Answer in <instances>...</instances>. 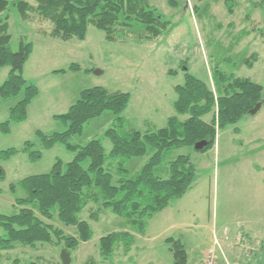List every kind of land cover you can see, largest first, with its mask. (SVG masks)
I'll return each instance as SVG.
<instances>
[{"label": "rangeland", "instance_id": "374dc122", "mask_svg": "<svg viewBox=\"0 0 264 264\" xmlns=\"http://www.w3.org/2000/svg\"><path fill=\"white\" fill-rule=\"evenodd\" d=\"M174 1L175 6L169 0H149L172 23L169 33L150 41H141L130 34L126 40L116 42L108 41L105 32L94 25L89 26L85 40L62 41L40 34L38 28L44 23L25 21L18 8L10 4L2 14L9 22L10 47L19 50L22 38L33 45L24 76L38 86L39 94L29 106L26 121L12 123L9 133L0 131V151L21 150L25 142L31 141L42 150L43 157L32 161L21 150L9 160L0 161L6 172L5 179L0 178L3 214H12L15 199L25 196L21 187L13 192L12 183L50 172L57 160L68 163L73 159L75 153L63 144L43 149L36 132L50 135L67 130L69 124L54 116L66 113L85 89L103 86L111 91L129 92L131 100L122 114L125 125L147 132L166 126L170 117L178 115L174 108L175 86L184 84L186 71L212 88L216 67L251 78L264 87L262 0H229L232 4L228 0ZM34 18H38L37 14ZM44 26L50 29L52 23L46 22ZM134 31L143 32L137 25ZM239 36L242 42L234 48L233 42ZM253 53H257L258 61L248 66L245 58ZM74 63L79 69H70ZM10 69L0 67V86ZM19 100L20 96H13L2 101L0 123L9 118L10 108ZM204 119L210 121L211 116ZM115 122L116 115L111 110L104 111L86 123L83 132L72 137V142L84 145L98 138L110 151L112 143L106 132ZM178 154L190 155L196 166L197 176L190 190L156 214L145 233H136V243L129 254L125 255L118 247L110 261L100 263L173 264V253L166 240L174 237L186 243L189 264H204L205 254L213 246L219 254L216 241L234 245L241 264H264V102L256 114H247L240 122L218 130L212 149L202 151L187 146L177 150ZM147 158L130 159L127 163L130 174L136 173ZM100 206L90 203L81 213L82 219L92 226L93 238L71 253V264H84L91 257L101 261V237L131 230L127 220L111 209L103 208L99 220H92L91 212ZM52 223L69 234L75 233L74 227H66L57 220ZM4 234L0 226V236ZM62 251L58 244L38 243L36 248L17 245L3 252L0 264H30L35 260L40 264H64Z\"/></svg>", "mask_w": 264, "mask_h": 264}, {"label": "trees", "instance_id": "16d2710c", "mask_svg": "<svg viewBox=\"0 0 264 264\" xmlns=\"http://www.w3.org/2000/svg\"><path fill=\"white\" fill-rule=\"evenodd\" d=\"M169 2L177 5L174 0ZM228 3L232 4L229 0ZM10 4L18 8L25 21L38 20L44 25L51 22L50 29L41 25L38 32L62 41L85 40L90 25L103 30L111 42L126 40L130 34L141 41L156 40L172 29V23L164 19L149 0H33V3L0 0V67H11L0 86V105L6 98L20 96L10 108L9 118L0 123V131L4 133L11 131L12 123L28 119L29 106L39 94L38 86L24 76L33 45L22 38L19 50L13 51L10 47L9 22L2 18ZM136 25L143 32L136 33ZM241 38L234 40V48L242 42ZM257 61V53L245 58L248 66ZM70 69L77 70L79 65L74 63ZM213 79L214 88L186 71L184 84L175 86L174 108L178 115L170 117L166 126L147 132L125 125L122 114L131 100L129 92L111 91L103 86L83 90L66 113L54 116L69 124L67 130L50 135L40 130L36 132L43 149H52L60 143L75 153L73 159L68 163L57 160L50 172L12 183L10 189L13 192L21 187L25 193L24 197L15 199L12 214H3L0 205V226L5 230L0 236V261L3 252H9L17 245L36 248L38 243L58 244L71 254L82 242L93 238L90 222L81 217L90 203L101 205L91 212L92 220H99L103 208L111 209L127 220L131 230L101 237V261L91 257L84 264L110 261L118 247L125 255L129 254L136 243V233H145L149 221L169 207L173 200L182 198L196 180V166L191 156L176 155V151L187 146L195 147L202 140L208 141L202 151L212 149L218 130L240 122L257 103L264 101V87L251 78L216 67ZM107 110L116 115L115 126L106 132L112 143L110 151L98 138L84 145L72 142V137L81 134L86 123ZM207 115L211 116L210 121L204 119ZM21 150L32 161L43 157L42 150L35 148L31 141L25 142ZM21 150L0 151V161L9 160ZM144 156L148 158L143 166L130 174L128 161ZM5 177L6 172L0 165V178ZM56 220L66 227H74L75 233L69 234L54 225L52 222ZM166 241L173 253V264H189L186 243L174 237ZM30 264L40 263L35 260Z\"/></svg>", "mask_w": 264, "mask_h": 264}, {"label": "crops", "instance_id": "0c3cea01", "mask_svg": "<svg viewBox=\"0 0 264 264\" xmlns=\"http://www.w3.org/2000/svg\"><path fill=\"white\" fill-rule=\"evenodd\" d=\"M238 239H239V236H238ZM218 247H219V254H218L219 255V264H231V263L232 264H241L242 263V260L240 258V254L237 252L236 247L234 245L229 244V246H228L225 242L223 244H221L219 242ZM189 256H190V253H189ZM197 264H198V262H197Z\"/></svg>", "mask_w": 264, "mask_h": 264}, {"label": "water", "instance_id": "95a60500", "mask_svg": "<svg viewBox=\"0 0 264 264\" xmlns=\"http://www.w3.org/2000/svg\"><path fill=\"white\" fill-rule=\"evenodd\" d=\"M263 102L264 101L257 103V105L253 109L250 110V114H256L262 107ZM207 145H208V141L202 140L195 144V149L203 150ZM61 257H62L64 264H71L72 256L70 252H68L66 249H63Z\"/></svg>", "mask_w": 264, "mask_h": 264}, {"label": "built area", "instance_id": "2783aa9c", "mask_svg": "<svg viewBox=\"0 0 264 264\" xmlns=\"http://www.w3.org/2000/svg\"><path fill=\"white\" fill-rule=\"evenodd\" d=\"M217 245L219 242L216 241ZM219 255L217 254V248L215 246L209 248L205 254L204 264H219Z\"/></svg>", "mask_w": 264, "mask_h": 264}]
</instances>
